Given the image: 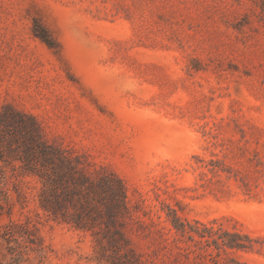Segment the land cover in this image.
<instances>
[{"label":"rangeland","instance_id":"374dc122","mask_svg":"<svg viewBox=\"0 0 264 264\" xmlns=\"http://www.w3.org/2000/svg\"><path fill=\"white\" fill-rule=\"evenodd\" d=\"M0 264H264V0H0Z\"/></svg>","mask_w":264,"mask_h":264},{"label":"trees","instance_id":"16d2710c","mask_svg":"<svg viewBox=\"0 0 264 264\" xmlns=\"http://www.w3.org/2000/svg\"><path fill=\"white\" fill-rule=\"evenodd\" d=\"M40 36L45 38L43 35H40ZM41 151L44 154V156H43L44 160H48L51 162H53L55 160L61 161V158L58 155H56L55 153H50V151L47 149V147H42ZM64 163H65V161H64ZM77 180H78L79 184H84V183L88 184V178L84 174H81Z\"/></svg>","mask_w":264,"mask_h":264}]
</instances>
